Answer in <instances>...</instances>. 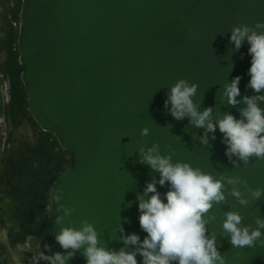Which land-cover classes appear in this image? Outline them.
<instances>
[{
    "label": "water",
    "instance_id": "obj_1",
    "mask_svg": "<svg viewBox=\"0 0 264 264\" xmlns=\"http://www.w3.org/2000/svg\"><path fill=\"white\" fill-rule=\"evenodd\" d=\"M257 21H264V0H20L16 48L27 111L70 157L49 191L47 255L64 252L55 240L60 227L55 220L63 213L52 196L59 188L61 203L76 209L67 226L79 228L87 219L100 242L117 251L124 246L116 231L121 222L127 234L144 239L137 194L159 176L139 162L138 152L155 142L162 153L171 144L174 161L217 176L242 175L251 187L264 188V161L233 167L218 128L216 140L204 146L199 142L204 129L190 127L187 117L175 120L164 107L170 87L186 78L199 85L194 100H203L201 111L212 106L216 114L230 112L239 119L238 108L221 103L223 85L239 75L238 99L255 93L246 87L249 45L233 55L230 31ZM145 127L148 136L141 135ZM157 187L161 194L168 190ZM2 198L4 226L20 232V202L7 194ZM228 201L214 207L217 219L210 232L222 233V213L229 210L240 211L245 225L255 226V215L264 217V197L247 208L231 196ZM217 245L227 264H264L259 244L234 248L218 236ZM137 260L142 264L141 256ZM68 264L86 260L77 252Z\"/></svg>",
    "mask_w": 264,
    "mask_h": 264
},
{
    "label": "clouds",
    "instance_id": "obj_2",
    "mask_svg": "<svg viewBox=\"0 0 264 264\" xmlns=\"http://www.w3.org/2000/svg\"><path fill=\"white\" fill-rule=\"evenodd\" d=\"M230 32L233 55L245 42L249 45L251 67L246 87L255 93L238 99L242 79L239 75L223 85L221 103L238 108L239 119L230 112L216 114L212 106L201 111L203 100H194L199 85L186 78L170 87L164 107L175 120L187 117L190 127L204 129L199 136L204 146H211L210 141L216 140L218 128L226 145L225 155L233 167L239 168L241 163L248 166L254 159L264 161V108L260 106L264 102V94H261L264 93V21H257L255 25H234ZM241 104L244 107H239ZM149 134L148 127L142 129V136ZM165 147L169 151L162 153L159 142H155L151 147H141L138 152L139 162L159 176L158 179L153 176L146 182L143 193L137 194L140 228L147 234L143 240L137 233L127 234L121 222L116 231L121 234L124 246L117 251L100 242V233L87 219L78 222L79 228L67 226L66 220L76 209L61 203L63 189L59 188L52 196L58 205L56 211L63 213L55 220L60 226L55 240L64 252L33 257L36 264L39 259L48 264H68L77 252L85 258L86 264H138V255L142 257V264H227L218 249V236L228 238L234 248H255L257 244L264 247V217L260 215H255V226L245 225L240 211L229 210L222 213L220 235L215 230L210 232L208 227L217 219L214 207L228 204L229 196L235 198L239 206L247 208L264 197V188L251 187L242 175L221 172L217 176L193 167L190 162L174 161L175 150L171 144ZM157 185L167 186L168 190L161 194ZM0 235L6 238V232ZM31 239L28 237L24 244L18 245V250H30ZM47 249L50 251V246Z\"/></svg>",
    "mask_w": 264,
    "mask_h": 264
},
{
    "label": "trees",
    "instance_id": "obj_3",
    "mask_svg": "<svg viewBox=\"0 0 264 264\" xmlns=\"http://www.w3.org/2000/svg\"><path fill=\"white\" fill-rule=\"evenodd\" d=\"M19 6L20 0H15L11 21H17ZM8 26L7 38L3 41V44L7 52V61L4 69L10 79L9 106L13 110L12 113L16 111L17 113L28 115L26 97L20 81V65L17 61V29L16 27H11V22ZM33 125L37 129L40 140V154H38L37 159L21 169L22 175L17 179L16 190L18 193L14 197L20 201L17 219L21 231L14 233L13 230L9 229L8 234L12 245L31 237L38 245L37 251L46 256L43 242L49 230L47 221L50 208L49 191L53 181L70 165V157L67 151L62 150L58 146L50 133L42 131L34 122ZM3 253L4 245L0 242V264H6ZM30 256V252H24L22 261L29 260Z\"/></svg>",
    "mask_w": 264,
    "mask_h": 264
},
{
    "label": "flooded vegetation",
    "instance_id": "obj_4",
    "mask_svg": "<svg viewBox=\"0 0 264 264\" xmlns=\"http://www.w3.org/2000/svg\"><path fill=\"white\" fill-rule=\"evenodd\" d=\"M14 8L15 0H0V203L3 200V194H7L14 200L19 201L14 195L18 193L16 184L18 177L22 175L21 169L37 159L38 154H40V140L37 129L33 125L32 117L28 111V115L17 113L16 111L12 113L13 110L9 106L10 79L4 69L7 61V52L3 41L7 38L8 24L10 22L11 27H16L18 30V19L17 21H11ZM34 124L36 123L34 122ZM19 208L20 204L17 208V214ZM1 214L2 211L0 209V233L6 232V238L0 235V242L4 245L3 258L6 264H17L14 257L19 258L20 263L18 264H36L33 257H41L43 255L31 248L24 251L25 253H31L29 260L22 261L24 252L18 250V245L24 244L28 239L18 241L12 245L8 234V230L11 228L4 226ZM6 243L9 244L10 248L6 246ZM38 264L48 263L44 259H39Z\"/></svg>",
    "mask_w": 264,
    "mask_h": 264
},
{
    "label": "rangeland",
    "instance_id": "obj_5",
    "mask_svg": "<svg viewBox=\"0 0 264 264\" xmlns=\"http://www.w3.org/2000/svg\"><path fill=\"white\" fill-rule=\"evenodd\" d=\"M30 244H31V248H33L36 252H38L37 251L38 250V245L34 242L33 239H31ZM16 263L17 264L20 263V260L18 259V261H17V259H16Z\"/></svg>",
    "mask_w": 264,
    "mask_h": 264
}]
</instances>
